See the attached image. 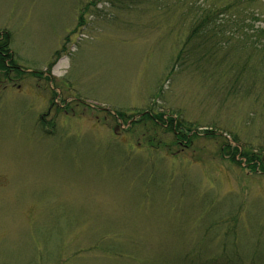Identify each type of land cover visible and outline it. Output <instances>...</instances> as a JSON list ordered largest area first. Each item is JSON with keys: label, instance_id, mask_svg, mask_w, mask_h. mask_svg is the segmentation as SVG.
<instances>
[{"label": "rangeland", "instance_id": "obj_1", "mask_svg": "<svg viewBox=\"0 0 264 264\" xmlns=\"http://www.w3.org/2000/svg\"><path fill=\"white\" fill-rule=\"evenodd\" d=\"M230 1L0 0L23 71H0V264H264V173L220 150L264 147V86L224 76L256 51L225 45L224 74L189 53L172 68L197 6ZM239 1L262 25L264 0ZM149 108L198 136L114 114Z\"/></svg>", "mask_w": 264, "mask_h": 264}, {"label": "trees", "instance_id": "obj_2", "mask_svg": "<svg viewBox=\"0 0 264 264\" xmlns=\"http://www.w3.org/2000/svg\"><path fill=\"white\" fill-rule=\"evenodd\" d=\"M245 11V7L242 6L239 0L230 1L222 8L206 4L197 6V11L195 12V15H197L196 23L194 22L190 28L172 68L179 62H185L187 58L184 57V54L189 53L191 56L189 59L194 64L204 62L213 66V68H217V70L220 69L222 71L219 70L221 74H224V70L221 68L225 67V58H228V53L221 55L219 51L227 44H233L235 51L242 49V47H249L256 51L255 58L257 60L253 63H248L251 55L249 53L244 62L239 60L243 63H228L226 67L227 75L224 74L225 77L227 76L226 82H230L238 89L242 80L247 81L249 84L246 85L244 93L249 94L253 91L254 86L250 84L251 81L254 83L259 81L264 86V19L262 25L254 27V21L259 20V15ZM226 12L230 13V16L221 18L220 15L225 16ZM9 42V34L4 31L0 32V71L4 75H8L13 70L21 74L23 71L12 58ZM60 51L54 52L52 59L47 65L46 73L50 72L51 67L60 55ZM240 58L241 56L237 59ZM234 66L235 70H232ZM114 114L119 120L125 122L129 128L136 127L141 123L145 125L148 122L154 126H166V129L172 133L174 141L179 145L186 143L188 146L198 136L197 128L188 126L176 116L166 115L163 112L155 113L151 108L139 110L134 114H127L124 111H115ZM135 116L137 118L132 120ZM204 134L212 137L214 132L204 131ZM232 140L238 144V140L235 137ZM220 150H222L224 157L237 166L242 162L236 160L235 157L238 155L245 159V165L249 167L250 171L255 173L258 169L264 173V147L253 151L246 145H241L240 148L237 146L232 147L227 140H224ZM210 256H212L210 260L209 257L206 259L199 258V260L202 264H244V260L238 254L229 256L221 252ZM255 259L259 260L251 257L248 264H262ZM188 264L198 263L193 258H188Z\"/></svg>", "mask_w": 264, "mask_h": 264}]
</instances>
